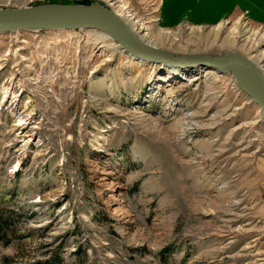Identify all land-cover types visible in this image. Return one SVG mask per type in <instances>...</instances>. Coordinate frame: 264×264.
Instances as JSON below:
<instances>
[{
  "label": "rangeland",
  "instance_id": "1",
  "mask_svg": "<svg viewBox=\"0 0 264 264\" xmlns=\"http://www.w3.org/2000/svg\"><path fill=\"white\" fill-rule=\"evenodd\" d=\"M123 3L155 34L170 32L175 42L158 48L177 53L246 57L221 47L228 30L264 34L245 14L167 29L161 0ZM94 4L122 18L108 0H0V9ZM105 35L0 33V206L22 215L0 241V264L50 251L67 264H264V111L230 75L198 67L172 79Z\"/></svg>",
  "mask_w": 264,
  "mask_h": 264
},
{
  "label": "water",
  "instance_id": "2",
  "mask_svg": "<svg viewBox=\"0 0 264 264\" xmlns=\"http://www.w3.org/2000/svg\"><path fill=\"white\" fill-rule=\"evenodd\" d=\"M78 26L92 27L113 33L124 47H129L132 50L130 52L137 59H141V55L151 62L157 61L165 65H178L186 59L198 60L203 61L202 68H214L221 72L233 73L238 84L264 109V78L256 70L254 63L239 53L227 51L218 55H175L157 50L139 41L117 15L99 4L0 9V33H8L15 27L66 29Z\"/></svg>",
  "mask_w": 264,
  "mask_h": 264
},
{
  "label": "bare ground",
  "instance_id": "3",
  "mask_svg": "<svg viewBox=\"0 0 264 264\" xmlns=\"http://www.w3.org/2000/svg\"><path fill=\"white\" fill-rule=\"evenodd\" d=\"M108 1H112L113 4L116 7L119 8V11L123 15H122V18L119 17L118 15L117 16L124 22V24L127 27V29H129V31L131 33H133V35H135V37H137V39L139 41H141L142 43H144V44H146V45H148V46H150L152 48H155L157 50L166 51V52H169V53H172V54H175V55L176 54H181V55H185V54L203 55V54H201V52L177 53V52H173V51H170V50H167V49L158 48L159 47L158 45H160L163 42H166V44H170V45H172L175 42V39L171 38L172 34H170V32H168V31L166 32L165 30H163V31H160L159 34H155V32H153V30H152V27L147 22H144L143 20H140L135 14L131 13L130 11H126L127 7L123 3V0H108ZM96 5H98V4H96ZM247 25H244V26L242 25L243 27H241L242 28L241 30H236V27L229 29L227 36H225V38L222 39L221 47H231L230 48L231 50L232 49H239V50L247 53L246 55L251 57V58H249L247 56L244 57L240 53L239 54L241 56H243L245 59L249 58L247 60L252 62V63H254L256 70L264 78V49H263L264 34H261L259 32L254 31V30H251L250 28L246 29ZM22 29L29 30V31H40V30H50V29H55V28L26 29V28H22V27H15L11 31L22 30ZM66 29H70V28H66ZM71 29H76V30H78V29L79 30L80 29H92V30H99L101 32H104V33H106V35H105L106 39L110 38L113 41L117 42L112 47H114V48L115 47L116 48H123L122 52H126V54L128 55V57L130 59L137 60V58L134 57V55H132V53L130 52L132 50L129 47H124L121 44V42L117 40L115 35L113 33L109 32V31L108 32L107 31H102V30L97 29V28L85 27V26H78V27L71 28ZM136 33H138L140 35L138 36ZM100 37H101V35H100ZM102 48L105 51V47L102 46ZM231 52L234 53L235 51H231ZM235 53H237V52H235ZM135 55L138 56L137 54H135ZM140 58L141 59H138L137 61L141 60V61H139V63L142 64V65H144V64L148 65L151 68V70H152L151 72H154V73H155V69L158 68L159 65L165 66V67H163L164 71L169 76H171V78L173 77V75H174V77L175 76L176 77L181 76V78L182 77L186 78V77L189 76V73L192 72V70H190L191 68L203 67L202 65L204 64V63H202L203 61H198V60L194 61V60H187L186 59V60H183L184 61L183 63L178 64V65H168V64L165 65V64H162V63H158L157 61H152L151 62V60H147L145 56H141L140 55ZM142 60H144V61H142ZM1 61H2V59L0 58V68H1V65H2ZM150 63H152V64H150ZM155 64H157V65H155ZM185 69H189L191 72L186 73L187 70H185ZM211 69L216 70L219 73L216 72V71H213ZM181 71H185V72L181 73ZM197 73H204L203 75L205 77L206 76H220V73L221 74L230 75L231 77H233L235 82L238 84V81H237L236 77L233 75V73L221 72L218 69H214V68H206L205 70H197ZM196 78L197 79L200 78L199 75L195 76L193 79H196ZM163 79H166V77H163ZM179 88H180V86H176L174 88V90L179 89ZM244 91L253 100L252 96L249 93H247L246 90H244ZM10 100H11L10 103L12 102V100H14V102H13V104H14L15 102H17V97L12 96V98ZM3 101H4V99H3ZM2 102H1V104H2ZM13 104H11V106ZM13 106H15V105H13ZM0 107H1V105H0ZM259 107L264 111V109L261 106H259ZM15 109H16V112H17L18 108L16 107ZM24 118L25 117H21V116L18 118L19 119L18 120L19 124L22 121H24ZM30 137L32 138V135L29 136V138ZM105 184H106V188L104 190V193H105V197H106L107 203H109L111 207L117 208L119 205H121V202H120V199H119V187L117 186V184H114L112 181L107 182V183L105 182Z\"/></svg>",
  "mask_w": 264,
  "mask_h": 264
},
{
  "label": "crops",
  "instance_id": "4",
  "mask_svg": "<svg viewBox=\"0 0 264 264\" xmlns=\"http://www.w3.org/2000/svg\"><path fill=\"white\" fill-rule=\"evenodd\" d=\"M244 14L264 26V0H161L158 23L167 29L182 25L217 26L226 18Z\"/></svg>",
  "mask_w": 264,
  "mask_h": 264
},
{
  "label": "trees",
  "instance_id": "5",
  "mask_svg": "<svg viewBox=\"0 0 264 264\" xmlns=\"http://www.w3.org/2000/svg\"><path fill=\"white\" fill-rule=\"evenodd\" d=\"M7 212L8 214H5ZM22 215L18 216L15 210L4 209L0 206V241H7L18 232V223ZM47 255L43 259H38L26 264H67L64 258L59 253L53 251L47 252ZM3 264H14L13 257L5 256L3 258Z\"/></svg>",
  "mask_w": 264,
  "mask_h": 264
}]
</instances>
